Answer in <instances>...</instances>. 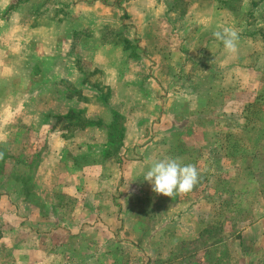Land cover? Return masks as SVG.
I'll use <instances>...</instances> for the list:
<instances>
[{
    "label": "crops",
    "instance_id": "crops-1",
    "mask_svg": "<svg viewBox=\"0 0 264 264\" xmlns=\"http://www.w3.org/2000/svg\"><path fill=\"white\" fill-rule=\"evenodd\" d=\"M174 10L168 0H0V264H118L126 245L130 264H248L236 251L245 235L264 241V215L241 219L239 194L223 205L210 189L207 201L194 190L171 199L143 178L169 157L207 164L218 184L212 153L226 161L251 148L232 136L264 149V128L250 127L264 93L247 89L264 87V71L224 65L239 76L219 86L223 116L199 113ZM234 88L244 127L224 124ZM208 229L217 237L202 238Z\"/></svg>",
    "mask_w": 264,
    "mask_h": 264
},
{
    "label": "rangeland",
    "instance_id": "rangeland-1",
    "mask_svg": "<svg viewBox=\"0 0 264 264\" xmlns=\"http://www.w3.org/2000/svg\"><path fill=\"white\" fill-rule=\"evenodd\" d=\"M168 2H172L174 7H176V10H174L175 12H172L173 24L177 26L180 34L179 38H183L185 44L184 71L186 72L184 80L189 79L190 81L196 82L195 87L193 86L190 90L188 88V91L189 93L192 91L194 94H201L202 111L199 113L206 114L207 118H209L210 115L223 116L224 110L221 108V106H223V98L220 96V90L222 88L219 86L224 84L227 86H235L236 82L233 83L234 81L232 80H235V76H239L236 75L238 73H229L225 75L223 66L226 64L235 65L236 63H242L243 66L260 67L261 70L264 71V0H168ZM213 2L219 3L222 8L218 10L220 11L218 17H214V11L207 8L210 7ZM219 26H234L238 31L240 43L238 44V52L236 54L226 53L223 44L213 37V31L218 30ZM167 38L172 37L168 36ZM173 69L174 71L177 70L175 68ZM211 76L214 78L213 84L216 85V87L208 88V79ZM245 76L246 78L248 77L247 73H245ZM251 76L252 73L249 71V84H252ZM248 86L249 85H247V87ZM247 89L249 94H253L251 95L252 97L258 95L259 92L264 93V87L261 89L260 87L254 88L251 86ZM193 90H196V92ZM233 90L234 94L237 96L232 98V101L229 103L228 111H226L232 115V119L226 120L224 124L232 128L237 126L244 127L246 126V122H243L242 119L244 118V113L246 117V112L242 110L243 104L238 101L240 94L236 92L237 88ZM183 95L187 94L183 93ZM252 105H254V107H252L251 110L255 115L251 120L254 126L251 125L250 127L264 128V113L258 111L264 110V102L257 104L253 103ZM187 108L189 107H187L186 103L185 109ZM205 109H207V111H205ZM247 116H251L250 112H247ZM196 119L197 117L193 120L195 121ZM185 127L188 126L185 125ZM232 139L234 142L242 144L244 148L246 146L245 144H247L248 148H251L244 152H235L233 157L226 161L223 160V156L220 154L212 153L213 168H211V177L216 179L220 178L219 183H212V185L208 184V179L210 178L208 177L209 167L207 164H202L201 167H196L200 173V181L193 190L195 194H199V196L206 201L208 200V189H210L211 192L217 191L218 193H222L217 194L218 198H222L220 201L221 205L226 202L223 194L231 192L236 202L240 200L239 198L242 196L241 199L243 200L239 201L238 204L243 209L237 207L236 209L238 211L248 210V213L243 214L241 219H246L249 223L252 221L257 222L258 218L264 215V212L260 213V209L264 208V149H260V151L253 150L251 146L252 137L249 135H242L241 137L232 136ZM116 143L117 139L116 141L113 140V149L116 148ZM255 155L258 165L254 168L248 159ZM249 165H251L252 168L249 167ZM246 170L249 171L250 175L243 178L244 180L241 181L239 175L243 174ZM203 172H205V174ZM255 172L259 173L256 174V176H252ZM222 175H226V177ZM210 179L212 180V178ZM256 179L258 181H256ZM203 180H206V182ZM200 187H205L206 189H201L200 193H198L196 189H200ZM227 188H229L228 191H226ZM232 217L234 221L240 219V215H233ZM227 233L226 235H233L236 232L230 230ZM256 234L257 232H249L244 237L247 242L246 245L243 246L245 249L243 251L242 248L236 249L237 253L239 250V260L242 258L243 263L264 264V241H254L253 239ZM205 235L217 237L218 230L208 229L202 238H204ZM229 249L230 251L233 250L232 247H229ZM185 250L186 252H190L191 246L186 245ZM132 252L130 246L126 245L122 247L120 262L118 264H130L129 253ZM218 255L225 256L223 253ZM244 257H246V259ZM183 264L186 263L184 262ZM219 264L225 263L220 262ZM238 264H240V262H238Z\"/></svg>",
    "mask_w": 264,
    "mask_h": 264
},
{
    "label": "clouds",
    "instance_id": "clouds-1",
    "mask_svg": "<svg viewBox=\"0 0 264 264\" xmlns=\"http://www.w3.org/2000/svg\"><path fill=\"white\" fill-rule=\"evenodd\" d=\"M212 35L223 44L227 53L238 52L239 33L234 26H219ZM143 178L152 185L156 194L175 199L194 189L200 181V173L195 165H182L178 158L166 157L153 161Z\"/></svg>",
    "mask_w": 264,
    "mask_h": 264
},
{
    "label": "trees",
    "instance_id": "trees-1",
    "mask_svg": "<svg viewBox=\"0 0 264 264\" xmlns=\"http://www.w3.org/2000/svg\"><path fill=\"white\" fill-rule=\"evenodd\" d=\"M72 117H73V116H72ZM70 118H71V117H70ZM115 130H116V129H115ZM116 133H118L117 130L115 131V134H116ZM114 137H117V136H114ZM117 139H118V138H117ZM117 142H118V140H117Z\"/></svg>",
    "mask_w": 264,
    "mask_h": 264
}]
</instances>
